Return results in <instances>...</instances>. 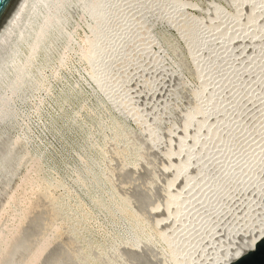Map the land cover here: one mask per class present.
I'll list each match as a JSON object with an SVG mask.
<instances>
[{
	"label": "bare ground",
	"instance_id": "6f19581e",
	"mask_svg": "<svg viewBox=\"0 0 264 264\" xmlns=\"http://www.w3.org/2000/svg\"><path fill=\"white\" fill-rule=\"evenodd\" d=\"M129 1H128V4H131L129 3ZM144 1L146 2V0ZM154 1L155 0H153V2ZM163 1L164 0L155 1V3L158 4V8L162 10L163 12V15H164L163 21L167 22L170 25L172 24L174 25L172 27L175 30V35H177L181 39L184 46L187 47L186 49H188L189 46L191 47V45L193 47V44L194 46H196L197 44L200 45L195 54L191 55L189 53L188 55H190L189 56L191 59L190 62L193 65V67H195L196 70L198 69L197 71H199L200 69L202 70L197 72L198 79L195 85L186 83V81H184L182 78L178 76L179 74L176 77L177 82L181 83L184 86V88L186 89V94H189L190 97H192V100L190 103L191 105L190 109L187 111L185 110V113L182 112L183 115L180 116V121L183 125L180 123L182 126L179 129H177L175 132L173 130H172L173 132L170 130V133H172V134L169 133V135L171 136V139L176 140V143H174L175 146L173 145L174 147L172 148L171 147L172 145L170 146V142H169V145H168V142L165 143V139L167 138V136H169L167 132L169 128H166L167 133H164L163 134L164 137H161L163 138L162 140H164L163 141L164 144H162L164 145V147L161 148L162 146L160 145L159 149L161 150L163 149V150L162 151L158 150V152L161 151L164 154V156L167 158L169 153H172L173 150L175 151L177 150L180 152L181 157H179L176 152L174 156L177 155L179 158L176 159L177 161L174 160L175 162H172L170 160V166L169 165L167 166V168L170 170L169 172L172 174V177H168L166 179L168 180L170 178L167 183L163 182V183H166L165 187L162 188L163 189L162 191L166 199L165 201L163 199V201L165 202L164 204L165 210L163 211V208H162V211H163L162 214H164L163 215L164 219L162 218L163 222L161 223L159 222L161 220L158 221L160 225L155 224L157 222L153 223V221L151 220L148 221V217L144 218L143 215H140V214L138 215L136 213V210L134 207V205L136 204H134V201H132L133 198H130L131 194L130 195L126 194L128 195L127 197L121 193L122 192V190L120 189L121 186H119L118 180L115 177V171L113 170V164H112L113 160L110 159L112 162L110 160L108 162L109 169H105V170L100 169L99 161H98L99 158H97V153L95 149H93V147L90 146V139L92 138V136H94L95 134L94 131L98 130L101 133L100 139L102 140V142H104L105 144H108L109 142H111L110 144H111V150L113 151V154H115L116 158L117 156L118 157L120 156L121 158L122 162H121L120 171H119L120 175L125 174L126 172H129V170L132 172H136L138 170L139 164L142 161H144L143 151L141 152V155H137L136 157H134V160H132L133 162H128L125 160L128 157H130V154L133 153L135 150H137L139 147L138 144L140 142L138 140L141 136V133L143 132L142 121L139 116L140 114L136 111V109L133 106L127 108L129 105H132V104H129L128 100H127L128 103L124 100L126 97L125 94H121L119 91L122 84L120 88H118V85H120V83H118V85L116 84V81H115L116 79L113 77V75L110 74L112 73L110 70H112L111 66L112 64H114L115 58L119 61V63L121 61V63L128 64L131 61L136 60L139 56L145 54L146 46L148 44H151L152 42H155V41L157 42V40L154 41V37L148 33L146 26H144L142 23V20L137 23L138 25L136 26L138 27L135 33H130L133 31V29H131V23L128 22L127 20L128 18L126 19L127 17L126 15H129L128 10H126L127 0H21L18 6V9L13 11V13L11 14L9 19L3 26L2 30L0 31V126L1 124L10 123V128L8 129L0 128V130L1 129L3 130V131H0V186L2 188V186L7 187L12 184L16 176L18 177V173H19L21 166L23 164L24 165L22 167L26 165L25 164L27 162L26 158H29L28 159L29 162L31 160L34 162L44 160L43 161L44 166H45L44 168L49 169L50 171H53V172L62 171L65 173L69 171L70 167H72L76 175L77 182H79L82 187L88 188V191L90 193V194L88 193V197L84 196L80 200H78L79 204L81 205V206L79 205L80 208L85 205L84 201L89 200L93 209H95L98 212L107 213L108 217L110 218L109 219V221L111 222L110 227L113 228L112 232L114 231L113 240L111 241V244H109L108 242L109 244L108 248L110 249L106 250L103 253V257L98 259L99 262H106L107 264H116L115 259L120 258V255L122 258V255L127 252L136 253V255L139 257V255L142 254L141 253L142 251H140V248L142 249L144 246L146 247L147 245H151L153 249L155 250V253L157 252L156 254L159 256L157 257V259L159 258L160 262L162 260L165 264L166 263L167 264H187V261L189 259L187 255V253L189 254V252L187 251L190 250L188 249L189 242L191 239L193 240L194 236H196L192 234L198 231L197 229L198 227L195 229L194 228L195 226L193 227V224L194 222H196L195 225H197L198 223L197 221H199L197 220L200 217L199 215L200 212L198 211L200 210V207H203L200 205L206 206L209 204V202H210V205L212 203H214L212 205H215V204L218 205L224 202L222 197L218 198L216 194H215L216 197H214V194H211L214 197L213 198L210 195V192H211L210 189L212 190L213 186L216 187L219 184L218 182H220L219 181L220 177L222 175H225L227 179H230L232 181L233 180L240 181L241 179L240 176L243 175V177L241 176L242 178L245 177L249 179L248 185L246 184L248 188L251 187V189L256 188L258 190L259 188H261V183L260 185L258 184L259 182H261V180L258 181L259 179L258 180L256 179L257 173H258V172L256 173L257 171L255 170L256 168L254 167L252 168V164H251V168H247L246 162L249 161L248 162V165H249V163H251L253 160L259 159L260 154H261L260 157L264 156V147L262 146L263 143L261 144L263 148H259L258 147L259 143H258L257 147L259 149L254 148L256 147L254 146L253 147L254 149L251 148V151L248 150L249 152H246V151L243 152L242 150V154L237 153L239 151V148L237 149L236 147L235 148L238 151L235 149L233 153H231L232 151L230 152V150H232L233 147L230 149L229 144L226 145V142L234 139L236 136L238 137L240 135V132L242 133L244 131L246 132V130L250 128L248 127L249 123L246 124V118H243L240 121H238V123L233 125L232 128H230V130H223L221 133H218L217 129L220 126L216 127L215 124L218 123V125H220L219 123L220 121L217 120L211 113H213L214 111L216 112L217 110L220 111L224 107L223 106L224 101H222L220 97H218L219 99L217 98V96L216 98L214 97L215 92L217 90L216 88L217 84L213 83L214 80L212 81L213 79L212 76L214 75V71L213 69H211L212 67H208L207 65V67L205 68L203 67L204 63L202 65L199 63H201L203 60L202 56L207 57L210 55L209 53L210 50L208 49H213L211 44L217 43L218 47L216 46L217 49H215L217 50V52H215V54L210 56V58L213 59L214 62L216 61L214 63L215 65L223 61L222 70L218 69V71H215V73L218 72L219 76L222 74V72L225 74L227 73V77L225 76L226 81L222 83L223 86L226 83L225 84L226 87H224V90L226 92H224V95L226 93L227 95L233 94L234 96L235 94L236 96V94L240 93V91H238L240 87L242 88L240 96L243 94L242 97L244 98V95H245L244 99H246L247 97L246 93H249L252 89H249V85L247 83H246L247 85H245V83L243 84L242 82L240 83V81L238 82L237 80H235L236 78L235 75H236V72L238 71L237 68H235V64L237 63L236 61L238 60V58L236 57V54H235L236 51L234 49L236 47V44L238 42H241L242 37H244L242 36L238 38V36L240 35L245 34L247 37H251V36L254 37L256 33L257 37H259L260 39L261 38L264 39V24L261 21L263 24L262 25L259 20L260 19L259 13L261 12L263 8L260 6L263 4L264 0H226V4L222 3L221 5L216 4L212 0L210 2H213L215 4L213 5V3H211L212 7L210 5L211 8H210L208 15H206V13L204 15L197 14V13L189 14V12H187L189 7H186L184 5V3L182 2L183 0L182 1L175 0L176 2H173L170 5V7L164 6V4L166 5V3H164ZM137 2L135 0L134 3L136 4ZM146 4L148 3L146 2ZM223 6H227L226 8H228L230 11L228 10L224 11ZM259 7L261 8V10L259 9ZM242 8L247 9V10L244 9L246 10L245 12L246 14H244L245 16L243 15L240 18H235L231 16L232 11L235 12V10H240ZM128 9L130 10V7ZM224 12H226L227 14L228 12H231L229 13L231 14L230 15L231 17L230 16L229 18L224 17L225 20L222 21L221 19L220 20L221 22L218 21L219 18L218 19L216 18L220 17L221 15H224ZM130 14L132 15L133 13H130ZM121 18L123 21H121ZM174 18H177V19H174ZM136 19L137 18H135V20ZM74 21L77 22V25H80L79 23L81 22L83 26H85L84 30L85 32H87V35L85 34L86 37L82 39V41L79 39L78 34H76V26L74 28L72 25H69V24H72V22ZM133 23L134 22L132 21V24ZM246 26L250 27V29H247ZM134 27H135V24H134ZM235 27H237V29L239 28V31L240 29L241 31L243 30L244 34L239 35L238 32L234 33L231 28H235ZM206 28H212V29L218 28V29H216L217 31L211 37V36H206L207 33L204 34L206 31L205 30ZM121 29L125 31H122ZM119 30L122 32L130 33V34L128 33L129 36L122 35L123 38L125 37V40L121 39L123 41L121 42L119 41L123 45V47L121 48L123 49V52H120L121 49L120 47H118V44L120 43H118V40H116L117 34L119 35L121 33ZM135 34H136V37H134ZM138 36H139V40L134 39V38H138ZM59 37L63 40V43L66 46L63 48L64 51L67 50L68 47H71V49L74 51V55H77L78 57H80V59L81 58L84 59V62H85L84 67H86L84 69L85 74H87L88 77L91 78L92 80L91 84L94 90L93 94L91 92L92 94V102H90L91 104L86 103L90 100L88 93L77 84L61 86L62 90L61 88H58L60 89L58 90L60 91L58 92L59 94L58 99H57L58 94L55 96L51 93L53 96L56 97V102H55L56 104L54 103L55 106L53 107V109L55 108L54 109L55 113L52 112L51 114L50 111L52 109L49 111V119H48L47 124H46L47 119L44 116L43 117L45 119V124H46L45 127L52 131L54 137L61 141L62 140L67 141L65 148L62 149L61 155L56 154V153L55 154L48 153L45 151L46 147L43 148L41 147V145L40 146L33 145V143H31L30 138L26 134V132L24 131L25 132L24 133L21 131L22 127L21 129H19L21 122H22L21 120L25 119V117H30L29 112L25 110L22 107V105L21 107L20 106L18 107L17 105H15V103L17 102L16 101L17 98L20 96L22 90H24L25 88H29L30 92L32 93L46 91V94L48 95L47 92L48 91L50 92L51 90L50 89L51 82H49V79H50L49 75L51 74L54 78L55 76L57 78L58 73L61 71V69L63 70L64 67H67L66 63L68 61V56H67L68 54L66 55L64 51L61 52L60 54H58L57 52L52 53L51 56L47 59L39 58L40 49L42 45L44 44V42L46 41V39L48 38L57 39ZM158 43H160L161 46L160 44L159 46L165 50L164 44H162L160 41ZM230 45L234 46V49H233L234 52L229 53L228 55H226V57L223 56L221 54L223 49L222 51H220L221 50L220 48L225 49L226 46H228L227 48H229ZM127 46H131L130 50L132 47H134V49H132V51L127 50L128 48ZM117 47L120 49L118 52L119 54L117 53V50H118ZM259 49L257 48V52H258L257 57L258 55L259 57L254 58L253 60L254 63L253 64L251 63L252 65L250 66L257 72L258 70L261 69V67L264 68V48L260 50ZM113 51L118 54V58L116 56L117 54L113 53ZM164 52L165 51H163L162 53ZM199 53L200 55L198 56ZM235 57L237 58V60L235 59ZM239 60H241V62H239L241 64H239L238 66L241 65L243 67V65H247L246 62L248 59L244 62H242V59H239ZM253 61L251 60L250 62H253ZM215 65H212V66H215ZM258 65H260V69L257 67ZM36 66H41L45 70L41 68L40 71H38L36 74L33 75L32 70ZM119 66H121V64ZM220 67L221 66H219V68ZM47 68L50 69L49 71L50 74L48 76H47V71H46ZM59 74H60V77L63 78V75L61 76V72ZM256 74L257 73L252 74V76H256ZM263 74H262V79H264ZM114 76L116 77L115 73H114ZM65 78H63V80H66ZM252 80H253V77H252ZM252 86H253V83L250 86V88ZM244 90H246L245 94L243 92ZM255 91L257 90L255 89ZM235 92H238V93H235ZM251 92L248 95H251ZM49 97H50V93H49ZM228 98L229 96L227 97V99ZM178 100L180 101V98H178ZM223 100L226 101V98ZM209 102H210V106L211 105L213 106H211L212 108L207 111L206 105ZM179 103H181V105L183 104L182 102H179ZM226 104H227V101H226ZM89 105L91 106L89 107ZM121 106L126 108V110L129 109L127 113H129L130 118L125 117L124 121L119 122L115 120L114 118L115 115L113 114V111H115L116 108H119ZM205 108H206V111H204ZM85 109H87L86 111H88L87 114L85 113L86 117L80 118L79 116L80 113L82 112V110H85ZM104 109H108L109 112H111L110 116H108L107 119L101 116L102 110ZM258 109H260V107ZM176 110L177 109H172L167 114V116L169 117V118L166 117L167 121L169 122L171 121L172 119L171 116L174 114ZM202 110L204 112H207V114L204 113L203 114L204 116L201 115V117L199 118L196 114L198 113V111L201 112ZM263 110H264V103H262L260 111L264 113ZM260 111H258V114ZM209 114H211L212 117ZM42 115L40 116L42 117ZM195 115L198 117V120H199V121L196 120L198 121L197 123L195 122L196 126L194 127L193 125L192 127H190V129H186V125L191 123V120L194 119ZM233 116L231 118H233ZM197 117L195 118L197 119ZM131 122L135 123V127L131 126ZM206 123H208V125ZM254 123L252 122V124L250 123V125H253ZM204 125L208 126V129H207L208 131L204 133L205 136L202 131L206 129V128L203 129ZM257 125H258V129L257 128L255 129H257L256 132L258 133V135H256L257 134L256 132H252L253 129L251 132L255 133V137L258 138L260 142L261 141L264 142L263 139L262 140L260 139L261 137L264 138V124L261 126H259V124ZM105 128H109L113 132L114 135L112 139L114 138V140L112 139L109 140V138H107V136L104 134ZM197 133L199 134L202 133L204 137H201L202 135L198 137L199 134L197 135ZM248 133L250 134V132ZM195 135L197 136L195 140L191 139V137L193 136L192 138H194ZM244 135H246V133H244ZM185 136H189L191 140L190 139L186 140ZM212 137H215V139H218V142H221V143L215 147V145L211 142ZM245 138L247 137L245 136ZM25 139L27 140L28 143L26 142ZM171 139L169 140L171 141ZM238 139H240L239 141H241L240 137H238ZM145 140L151 144L153 142V139H150L149 137H148V140L146 138ZM209 141L211 144H209ZM254 142L256 143V141ZM241 143L243 144V141H241ZM122 147H124L125 149L121 150ZM214 147L217 148L218 151L215 152V155L212 156V158L211 156H209L210 163L215 164V166L217 164L216 166L218 167L217 170H219V168H222L223 170H221L220 172L218 171L219 172L218 176L212 174V176H207L208 178L205 180L204 178H206V175H205L206 170H204V168L202 167L203 165L201 163H197L199 160L201 162V159H199L198 157L200 156L199 155L200 152H205V150H211ZM196 151H199L198 152L199 154L198 153L196 154ZM243 153H247V154L244 155ZM27 155H30L31 159H30V156L26 157ZM115 157H111V158H115ZM120 158H117L116 160H119ZM24 159L26 160V162H24L25 161ZM167 159L169 160V158ZM225 159L230 160V161L232 159H236L237 161L236 162L234 161L233 166L231 164L232 167L229 166L230 168H228L226 166L227 168H223L221 167V165L224 163ZM256 161L255 162L253 161V162L256 163ZM191 162L193 163L191 164ZM29 171L31 172V167ZM203 180H205L207 183L206 182L203 183ZM32 182H34L32 181V179L29 180L25 178L23 179L22 183L20 182L21 186L17 188L18 189L20 187L22 188V186L24 187V185H26L27 187L29 186L33 187L34 185H32ZM153 184L157 185V184H160V182L155 180L153 183H151V185ZM58 185L60 186L62 184L59 183ZM203 185H206L209 188V190L208 189L205 190L206 187L204 188ZM39 186H41L40 188H42V185L39 184ZM27 187H24V189ZM40 188L38 190H42ZM35 190H37V188H35ZM37 194L38 193H36V195ZM43 195L44 193H42V195L40 196L44 197ZM0 197H1V193H0ZM209 197L210 199L211 198L212 199L210 200ZM11 198H15V197L12 196ZM40 199L42 198L40 197ZM35 201H33V203H35V205L37 206L40 200L37 198V200ZM154 202H155L154 204H156L157 201L154 200ZM69 203L68 205L62 206V208L59 209L61 210L59 213H62V218L58 215L59 213H57V215L61 219H63L62 221H64V219H66L64 218V216H67V218H69L68 217L69 214L76 212L75 213L76 217L73 220H71L70 226H68V224L66 225L67 222H65L66 227L64 226L65 228H67L68 226L66 234L69 230L70 233H68V235L70 234L71 239H72V238H75V235L78 234L76 228H78L79 225H82L85 222V219L87 218L86 214L88 213L85 214L86 212L85 207L83 208L85 211L84 210L77 211L78 206H77V209L75 208V210H71L74 207L70 209L68 207L70 205ZM30 204H28L29 207H30ZM60 204H63V203H60ZM33 205L30 209L27 207L28 209L26 208L25 210H21V212L22 211L23 212L25 211V212L24 213L22 212L23 214L21 213L22 215L20 216L18 215L20 212L18 213L17 210L13 211L11 208L9 209V210H12L11 215H12V219L15 221V224L12 226L14 229H8V230L10 231V233L13 230L15 231H13L14 232L13 235H11L9 232H8V235L7 233L5 235V232L2 233V231H0V261L2 263L5 262L6 264L7 262V264H9V259L10 260L13 258L17 259L15 257L18 255V252L14 251L11 253V251L13 250L14 243H16L15 240H18L19 237L21 238L24 228L25 226H27L26 224L30 223L31 221V220L29 221V216L30 218L32 217L30 210L33 208ZM72 205L74 206V204ZM213 207L214 206H212V208ZM88 209H91V208L88 207ZM15 211H17L18 214L15 213ZM91 212L92 211H90L89 214ZM259 212L260 214L257 212L258 217L256 216L255 220L253 218L254 221L249 226V228L241 231L239 234L236 232L237 237L232 240L231 242L232 244L227 245V241L225 240L226 242L223 243L224 245L222 247V250H221V246L219 245L220 248L218 252H216L215 250H212L209 253H207L209 255L205 253V255H202L200 257V258L207 257L206 259H202L201 261L199 260L200 259L199 258L197 259L198 261H195V263H192L191 261H190L191 263L189 261L188 262L190 264H229L233 260L239 258L243 253L249 250H252L255 243L259 240L260 236H264V209H261V211ZM4 217L0 216V220L1 218H4ZM142 217L147 221L145 222V220H143ZM65 221H67V219ZM109 221H108V224H109ZM0 222H1L0 224L2 225V220ZM9 225H11V223ZM186 232L189 233L188 236H185ZM9 234L11 236H9ZM197 234H201V233H197ZM54 243L56 242L54 241L48 242V243L44 242L43 245L39 246L33 252L29 261L26 264H41L43 261V258H45L48 255L47 253H50L49 250H51L50 248ZM93 250H94V247H93ZM77 252L78 251H74L72 254L70 253L68 255L69 257L67 258L77 257ZM157 255H154V256H157ZM157 259H155V261ZM118 261H121V260L118 259ZM118 261H117V264H119ZM156 262L155 263L153 262V263L156 264ZM10 264H16V261L14 260Z\"/></svg>",
	"mask_w": 264,
	"mask_h": 264
},
{
	"label": "rangeland",
	"instance_id": "374dc122",
	"mask_svg": "<svg viewBox=\"0 0 264 264\" xmlns=\"http://www.w3.org/2000/svg\"><path fill=\"white\" fill-rule=\"evenodd\" d=\"M128 1L129 0H127V3H126L127 4L126 10H128L129 15H126L127 16L126 19L128 18L127 19L128 22L131 23V29H133V31H134V32L132 31L130 33H135V31L138 27V26H136V25H138L137 23L142 20V23L144 26H146L148 33L150 35H152L154 37V41L157 40V42L155 41V42H152L151 44H148L146 46V49H145L146 50L145 54H143V55L140 54L141 56H139L136 59L137 61L133 60L134 62L131 61L130 63L125 64V63H121V61L119 63V61L115 58L114 59L115 65L112 64L111 67H112V70L114 71L116 77L114 76V73L112 70H110V71L113 74L112 73H110V74L113 75V77L116 79L115 80L113 78L116 81L117 85H118V83H120V85H118V88H120V86L122 84L119 91L121 94H125L126 97L124 96L125 97L124 100L126 102L128 100L129 104H132V105H129L127 108L133 106L136 109V111L140 114L139 116H140L141 121H142L143 132L141 133V136L138 140L140 142L138 144L139 147L137 150H135L133 153L130 154V157H128L125 160L128 162H133L132 160H134V157H136L137 155H141V152L143 151L144 161H142L139 164L138 170L136 172H132L129 170V172H126L125 174L120 175L119 171H120V165L122 162L121 158H120V156L119 157L117 156V158H120V159L116 160L117 158L115 157V154H113V151L111 150V144H110L111 142H109L108 144H105L104 142H102V140L100 139L101 133L98 130L94 131L95 134L90 139V146H92L93 149H95V151L97 153V158H99L98 161H99L100 169H103V170L109 169L108 162L110 159L113 160V162L111 160L110 161L113 164V170L115 171V177L118 180L119 186H121V188H120L122 190L121 193L127 197H128V195H126V194H129V195L131 194L130 198H133L132 201H134V204H136V205H134L136 213L138 215L139 214L143 215L144 218L148 217V221L151 220V221H153V223L157 222L155 224L160 225V223L163 222V219H164L163 218L164 214H162V212L165 210L164 209V204H165L164 201L166 199L164 196V193L162 191L163 190L162 188L165 187V184L168 182V180L170 178L168 180H166V179L168 177H172V174L169 172L170 170L167 168V166L168 165L170 166V160L172 162H175V161H177L176 159L181 157L180 156L181 154L179 151L173 150L172 153L168 154V156H167V158H169V160H168L164 156V154L161 152L163 149L162 150L159 149L160 145L162 146L161 148L164 147V145H162V144H164V142H163L164 140H162L163 138H161V137H164L163 134L167 133V132L169 135L170 130L171 131L173 130L175 132L177 129H179L183 125L180 121V116L183 115L182 112L185 113V110L187 111L191 107L190 103H191L192 97H190L189 94H186V89L184 88V86L181 83L177 82L176 77L179 74L178 76L180 78H182L184 81H186V83H189L191 85L196 84L197 79H198L197 78L198 77L197 72H199L202 69L197 71L198 69L196 70V68L193 67V65L190 62V60H191L189 57L190 55H188V54L189 53L191 55L195 54L200 45L197 44L198 45V46L196 45L197 47L194 46V44H193V47H192V45H191V47L188 45L189 47H188V49H186L187 47L184 46L181 39L177 35H175V30L172 27L174 25L173 24L170 25L167 22L163 21L164 15H163L162 10H160L158 8V4L155 3L156 0L154 2H153V0L152 1L146 0V2L148 4H146V2L144 0H142V1L136 0V2L139 1L136 3L137 5L134 3L135 0L129 1V3H131V4H128ZM210 1H212V0H183L182 2L184 3V5L186 7H189L187 10V12H189V14L197 13V14H203L204 15L206 13V15H208L210 8L212 7L211 3H213ZM213 1L216 4H220V5L222 3L226 4V0H213ZM163 2L166 3V5L164 4V6L170 7V5L176 1L175 0H164ZM209 2H210V4H209ZM153 3H154V5H153ZM215 3H213V5ZM263 4H264V1H263ZM263 4L260 6V7H263L262 10L259 7V9L261 10V12L259 13V15H260L259 20H260V22L262 21L264 24V19H263L264 18V5ZM155 5H156V7H155ZM210 5H211V7H210ZM129 7H130V10L128 9ZM220 7H222V6H220ZM226 7L227 6H223L224 11H227V10L230 11ZM244 9H246V8H242L240 10H235V12L232 11V13L228 12V14L226 12H224V15H221L220 17H217L216 19L219 18L218 21H220L221 19L223 21V20H225L226 17L229 18V16L231 14H232L231 15L232 17L240 18L244 14H246L245 12L247 9L246 10H244ZM130 13H133V14L131 15ZM229 13H231V14H229ZM179 14H180V12H179ZM226 14H227V16H226ZM236 15H237V17H236ZM177 16H179V15H177ZM257 16H258V14H257ZM122 18H121V21H123ZM132 18H133V20H132ZM135 18H137V19L135 20ZM177 18H174V19H177ZM132 21L134 22L133 24H132ZM75 22L76 21L72 22V24H69V25H72L74 28L76 26V34H78L79 39L82 41V39H84L87 35V32H85V30H84L85 26H83V24L81 22L79 23L80 25H77V22L75 24ZM262 22H261V24H262ZM134 24H135V27H134ZM247 26H249V25H247ZM216 29H218V28H216ZM216 29L215 28H213V29L212 28H206L205 29L206 31L204 34L207 33L206 36L212 37L214 35V33L217 31ZM231 29L234 33L238 32L239 35L244 34V31L242 30L243 31V33H242V31L240 29V31H241L240 32L239 28L237 29V27L231 28ZM247 29H250V27H247ZM121 30L125 31L123 29H121ZM122 31H120L121 33L119 32L121 35L117 34V36H116L117 37L116 40H118V43L123 41L121 39L125 40V37L123 38V36H126V35L129 36V34H130L129 32H122ZM256 35L257 34L255 33L254 37L251 36L252 38L247 37L245 34L238 36V38L244 36L241 39V42L243 41L242 42L243 44L241 42H238L236 44L235 49H234L233 45H230V47L227 48L229 46V44H228V46H226L225 49L220 48L221 49L220 51H222V49H223L224 52L222 51L221 54L225 57H226V55L234 52V50H235L236 51L235 54H236V57L238 58V60L242 59V62H244L248 59L246 62L247 65H243V67H242L241 65L238 66L239 64H241V63H239V62H241V60L238 61L237 58L235 57V59L237 60L236 61L237 63L235 64V68H237V70H238L237 71L238 73L236 72V75H235L236 76L235 80H237L238 82L240 81V83L242 82L243 84L245 83V85L248 84L249 89H252L251 90L252 92L250 91L251 95H248V94H250V92L246 93V90L243 91L244 94L245 93L247 94V97L249 99L247 97H246V99H244L245 95L243 98L242 97L243 94L240 96L241 90H242V88H240V87L238 89V91H240V93L235 92V93H238V94H236L237 98H236L235 94H234V96H233V94L227 95L226 93L224 95V92H226L224 90V87H226L225 86L226 83L224 84V86L222 83H224V81H226L225 76L227 77V73L225 74L222 72L223 75L225 74L224 76L221 74L222 77H221V75L219 76L218 72L215 73V71H218V69L222 70L223 61L219 62L218 64L215 65L214 63L216 61L214 62V60L210 58V56H212L213 54H215V52H217V50H215L218 47L217 43L211 44L213 49H208V50H210L209 56L204 57L201 55L203 60L201 59L202 62L200 61L201 63H199L201 65L204 63L203 67H205V68L207 67V65H208V67H212L211 69H213V71H214V75L212 76V78H213L212 81L214 80L215 82L213 81V83L217 84V87L215 86L217 88V90L215 92L214 97L215 98H216V96H217V98L220 97L222 99V101H224L223 102L224 107L220 111L217 110L216 112L214 111L213 113H211L217 120L220 121V122L218 121L220 123V125H218V123L215 124L216 127L220 126L217 129L218 133H221L223 130H230V128H232L233 125L238 123V121H240L243 118H246V124L249 123L248 124L249 126L248 125L247 126L250 128H248V129L246 128L247 129L246 132L245 131L243 133L240 132V135L238 136L241 138V141H243V144L241 143V141H239L240 139H238L237 136L234 139H232L234 141L229 139L230 141L226 142V145L229 144L230 149L232 147L234 148V149L232 148V150H230V152L232 151L231 153H233V151L236 148L237 149L239 148V151L241 150L239 152L236 149L238 151V152L237 151L236 152L242 154V150H243V152H245V151L249 152V151H251V148L257 149L258 147L259 148L264 147V142H262V141L260 142V140L255 137V133H252V132L257 131V129H258L257 124H259V126L264 124V113H262V111H260L262 103H264V95H263L264 94V92H263L264 91V79H262V74L264 73V68L261 67V69H260V65H258L257 67L260 70H258V72H257L252 67H250L254 63V61H253L254 58L257 57V53H258L257 48L258 49L264 48V39L263 38L260 39ZM134 37H136V34L134 35ZM134 39L139 40V36H138V38H134ZM159 41L162 44H164L165 50L162 49V47H160L161 44L158 43ZM259 42H260V44H259ZM255 43H256V45H255ZM120 44L122 45V43H120ZM120 44H118V47H120V49H121L123 47V45L121 46ZM159 44H160V46H159ZM64 47H66V46L64 45L63 40L60 37L57 39L56 38H48V39H46V41L44 42V44L42 45V47L40 49L39 58L40 59H42V58L47 59L51 56L52 53H55V52L60 54L61 52L64 51L63 50ZM127 47H128L127 50H130L131 46H127ZM70 49H71V47H68L67 48L68 51L67 50H65L66 52L64 51V53L66 55L68 54L67 55L68 61L66 63L67 67H64L65 69L63 68V70L61 69V71H60L61 76L63 75V78L67 77L68 79L65 78L66 80H63V78L60 77V74H59L60 72L58 73L59 77L57 76L58 79L56 78V76L54 78L49 73L50 69L47 68L46 69L47 76L50 74L49 75V77H50L49 82H51L50 89L51 90L54 89V90H52V91L50 90V92L48 91L47 92L48 95H47L46 91L32 93V92H30L29 88H25L24 90H22L20 96L16 100L17 102L15 103V105H17L18 107L19 106L21 107V105H22V107L29 112L30 117H25V119L21 120L22 122H21L19 129H21V127H22L21 131L26 132V134L30 138L31 143H33V145H39V146L41 145V147H43V148L46 147L45 151L48 153H54V154L56 153V154H60V155H61L62 149L65 148L67 141L66 140H62V141L58 140L57 138L54 137L52 131L45 127L47 122H48V119H49V111L52 109L50 111L51 114H52V112L55 113V111H54L55 108L53 109V107L56 104L55 103L56 102L55 96L58 94V92H60V91H58V90H60L58 88H61V86H64V85L65 86L66 85H76V84L79 85L89 95L90 100L86 103L92 102V94L94 91L92 84H91L92 83L91 78L88 77L87 74H85L84 69L86 67H84L85 66L84 59L83 58L80 59V57H78L77 55H74V51L72 49L71 50ZM120 49L118 48L117 53L119 52ZM132 49H134V47H132L130 51H132ZM231 49L232 50L234 49V50L232 51ZM161 50H163L165 52L162 53L163 51H161ZM120 52H123V49H121ZM113 53H116V52L113 51ZM224 53H225V55H224ZM118 54L116 55L117 58H118ZM199 55H200V53L198 54V56ZM114 56H115V54H114ZM258 57H259V55H258ZM251 60L253 62H250ZM220 63H221V65H220ZM120 64H121V66H119ZM212 65H215V66H212ZM219 66H221V67L219 68ZM115 67H117V68H115ZM41 68H42L41 66L34 67L32 70V74L33 75L36 74L38 71L41 70ZM43 70H45V69H43ZM251 71H253L254 73ZM255 73H257L256 76H252V74H255ZM260 73H262V74H260ZM64 75H65V77H64ZM80 75H81V77H80ZM251 76L253 77V80L255 79L254 80L255 82L252 80ZM263 76H264V74H263ZM184 77H186L187 79ZM254 77H256V78H254ZM55 79H57V80H55ZM210 83H212V82H210ZM252 83H253V86L250 88ZM55 85L57 86V88ZM254 88L258 92L255 91ZM55 90H56V92H55ZM61 90H62V88H61ZM91 92H92V94H91ZM49 93H50V97H49ZM51 93L55 96H53ZM259 93H260V95H259ZM231 95H232V97H231ZM228 96H229V98L227 99ZM58 97H59V94L57 95V99H58ZM241 97H242V99H241ZM258 97H259V99H258ZM178 98H180V101L178 100ZM225 98H226L227 104H226V101L223 100ZM177 100L179 102H182L183 104L181 105V103H179ZM241 105H242V107H241ZM90 106L91 105H89V107ZM206 106H207L206 108L208 111L212 108L211 106H213V105L210 106V102H209V103H207ZM220 107H222V106H220ZM259 107H260V109H258ZM206 108L204 111H206ZM237 108H238V110H237ZM172 109H177V110L171 116L172 119L169 122V121H167L166 117L169 118L167 116V114ZM86 110L87 109L82 110V112L79 115L80 118L86 117V114L88 112ZM128 110H126V108H124L122 106L119 108H116V110L113 111V114L115 115L114 116L115 120L122 122L125 120V117L130 118L129 113H127ZM253 110H254V112H253ZM199 111L196 114L199 118L201 117V115L204 116L203 115L204 113L207 114V112H204L203 110L201 112H199ZM233 111H234V113H233ZM258 111H260L261 113L259 112V114H258ZM40 112H42V113H40ZM46 112H47V114H46ZM231 112H232V114H231ZM255 112H257V113H255ZM263 112H264V110H263ZM36 114H37V116H36ZM110 114H111V112H109L108 109H104V110H102L101 116L103 118L107 119V117L110 116ZM190 114H192V113H190ZM211 114H209V115H211ZM40 115H42V117ZM196 115L194 116V119L191 120V123L186 125V129H190V127H192L193 125H194V127L196 126L195 122L197 123L199 121L198 117ZM212 115H211V117H212ZM43 116L47 119L46 124H45V119ZM232 116H233V118H231ZM252 116H254V117H252ZM195 117H197V119ZM208 117H210V116H208ZM208 117H206V118H208ZM240 117H242V118H240ZM226 118H227V120H229V119L230 120L227 121ZM165 119H166V121H165ZM216 119H214V120H216ZM220 119H222V120H220ZM196 120H198V121H196ZM252 122L253 123L255 122L256 124L254 123L253 125H250V123L252 124ZM133 123L134 122H131V126L135 127V123L134 124ZM206 124L208 125V123H206ZM207 125L203 126V129L206 128L205 130H202L203 134L206 133V131H208ZM254 125L255 126L257 125V126L255 127ZM205 126H207V127H205ZM227 127H229V128H227ZM0 128L8 129V128H10V123L1 124ZM166 128H169L168 131ZM255 128H257V129H255ZM252 129H253V131H252ZM0 131H3V130L1 129ZM248 132H250V134ZM241 133H242V135H241ZM244 133H246V135H244ZM30 134H32V135H30ZM104 134L107 136V138H109V140L112 139V137L114 135L113 132L109 128H105ZM170 134H172V133H170ZM198 134L199 133H197V135ZM203 134L200 133L198 135V137L201 135H202L201 137H204L205 134H204V136H203ZM256 135H258V133ZM245 136L247 138H245ZM144 137L147 140H148V137L150 139H153L152 144L147 142ZM186 137H188V138H186ZM192 137H191V139L195 140V138L197 136L195 135L194 138H192ZM169 139H171L170 135L167 136V138L165 139V143L168 142V145H169V142H170V146L172 145L171 147L173 148L175 146L174 143H176V140L171 139V141H170ZM185 139L189 140L190 138H189V136H185ZM242 139H244V140L247 139V140L244 141ZM260 139L261 140L263 139V141H264V138L261 137ZM112 140H114V138ZM172 140H174V141H172ZM253 140L256 141V143ZM26 142H27V140H26ZM193 142H192V144H193ZM211 142L215 145V147L221 143V142H218V139H215V137H212ZM262 143H263V145H262L263 147L261 146ZM209 144H211L210 141H209ZM257 144H258V147H257ZM254 146H256V147H254ZM215 147L211 150H205V152H200V154L198 153L199 151H196V154L198 153L200 155L198 158L201 159V162H200V160L198 162L197 161L196 162L201 163L203 165V166L202 165L201 166L204 168V170H206L205 171L206 178H204L205 180L208 178L207 176H212V174L218 176V173L221 170H223L222 168H219V170H217L218 169V167H216L217 164L215 166V164L210 163L209 156H211V158H212V156L215 155V152L218 151V149ZM124 149L125 148L122 147L121 150H124ZM158 150H161V151L158 152ZM176 152H177V155L179 157L177 155L174 156ZM172 154H173V156H172ZM243 154L246 155L247 153H243ZM260 155H259L260 160L259 159H256L257 161L253 160L254 162L256 161L257 164L254 163L253 161L251 163H249V165H248L249 161L246 162L247 165L245 164L247 166V168H251V164H252V168L253 167L256 168L255 169V170H257L256 173L258 172L256 179L257 180L259 179L258 181L261 180V182L258 183L259 185L261 183V188H259V190L256 188L251 189V187L248 188L246 186V184L248 185L249 179L245 178V177L242 178L243 175H241L242 177L240 176V178H241L240 181H236V180L232 181L230 179H227V177L225 175H222L220 177V180H219L220 182H218L219 184L216 187L213 186L214 188L212 187V190L210 189V191H211L210 195L214 194V197H216V196L218 198L222 197L224 202L222 204H218V205H216V204L212 205V204H214L212 202H211L212 203L211 205H210V202L206 206L200 205V206H203V207H200V210L198 211V212H200L199 213L200 217L197 220H199L200 222L197 221L198 222L197 225H195L196 222H194V224H193V227L195 226L194 227L195 229L198 227L197 228L198 231L192 234V235H196L197 237L196 236L193 237L191 235L193 237V240L192 239L190 240L189 247H188V249H190V250L187 251V252H189V254L187 253L188 258H189L188 259L189 262L191 261L192 263H195V261H198L197 259H199L202 255H205V253L207 254L212 250H215L216 252H218L220 246H221V250H222V247L224 245L223 243L226 241H227V245L232 244L231 242L234 238L237 237V233L239 234L241 231L249 228V226L256 219V216L258 217V213L260 214L259 211H261V209H264V206H263L264 205V166H263L264 165V156L260 157ZM28 156H30V155H27L26 157H28ZM111 157H115V158H111ZM171 158H173V159H171ZM26 159H27V162L24 159L25 160L24 162H26L25 163L26 165L24 167H22L24 164L21 166L19 173H18V177L16 176V178L12 182V184L7 186V187L2 186V188L0 186V190H1L0 191V193H1L0 216L1 217L5 216L4 218H1L3 226L0 224V231H2V233L5 232V235H6V233L8 235V232L10 233V231L8 229H14L12 226L15 224V221L12 219V215H11L12 210L13 211L17 210L18 213L20 212L18 214L17 211H15V213H17L20 216L25 212V211L24 212L22 211L23 212L22 213L21 210H25L27 207L30 209L32 207V205L34 204L33 208L30 210L32 217L30 218V216H29V221L30 220L31 221H30V223L26 224L27 226H25L23 234L21 235V238L19 237L20 239L18 238V240H15L16 243H14L13 250L11 251V253L14 251L18 252V255L15 257L17 259L13 258L16 261V264H26L29 261L33 252L39 246L43 245L44 242L48 243V242H52V241H54L56 243L53 244L54 247H53V245L51 246V248H50L51 250H49L50 253H47L48 255L45 258H43V261L41 264H107L106 262H99L98 259L103 257V253L106 250L110 249L108 247H109V244H111V241L113 240V235H114L113 232L114 231L112 232L113 228L110 227L111 226V222L109 221L110 218L108 217L107 213L98 212L95 209H93L89 200H88L89 202L87 200L84 201L85 205L80 208L81 205L79 204L78 200H80L84 196L88 197L89 191H88V188L82 187L81 184L79 182H77V178H76V175H75L72 167H70L69 171H67L65 173L62 171H54L53 172V171H50L49 169L44 168L45 167L44 163H43L44 160H41L38 162H34L31 160L29 162V160H28L29 158H26ZM30 159H31V156H30ZM98 161H97V163H98ZM234 161L236 162L237 160L232 159L230 161V160L225 159L224 163L222 162L223 164L221 165V167L230 168L234 165ZM240 162H241V160H240ZM192 163L193 162H191V164ZM231 164H232V166H231ZM30 167H31V172L29 171ZM232 173H234V172H232ZM25 178H27L29 180L32 179V181L35 182V184H34V182H32V185H34V186L33 187L32 186L27 187L26 185H24V187H27V188L24 189V187L22 186V188L20 187L18 189L17 187L21 186V183H22L23 179H25ZM155 180L160 182V184H162L163 182H166V183H163L162 185H160V184L151 185V183H153ZM205 180H203V183L206 182ZM262 181H263V183H262ZM38 182L40 185H42V188H40L41 186H39ZM59 183H61L63 186L62 185L59 186L58 185ZM35 185H37L39 187H37ZM152 186H153V188H152ZM203 186H204V188L206 187L205 190H207V189L209 190V188L206 185H203ZM28 188H29V190H28ZM35 188H37V190L39 188L42 190L37 191V190H35ZM31 189H33L35 191V193ZM40 191H41V193H40ZM133 191H134V193H133ZM139 191H141V192H139ZM136 192L139 194H137ZM36 193H38V194L36 195ZM42 193H44V195H43L44 197L40 196V195H42ZM215 194H216V196H215ZM133 195H134V197H133ZM12 196H14L15 198H11ZM38 196H40L43 200L40 199V197H38ZM36 197L40 200L39 204L37 206L35 205V203H33V201L37 200ZM211 197H213V196L211 195ZM163 199H164V201H163ZM209 199H210V197H209ZM154 200L157 201L156 204H154L155 203ZM10 201H11V203H10ZM60 203H63V204H60ZM68 203L70 204L68 206L70 209L74 207L71 210H75V208L77 209V206H78L77 211H80V210H84L83 208L85 207V210H86L85 214L88 213L86 215H87V218H89V219L86 218L85 222L83 221L84 223L82 222L83 224L79 225L78 228H76L78 234L75 235V238H72V239H71V235L70 234L68 235V233H70V231L68 230L67 234H66V231L68 229V226H70L71 220H73L76 217V214H75L76 212L69 214L70 215V216L68 215L69 218H67V216H64V218H66L67 221H65L66 219H64V221H62L63 220V219H61L62 213H59L61 211L59 209L62 208V206L68 205ZM28 204H30V207L28 206ZM72 204H74V206ZM86 205L91 209H88V207ZM212 206H214V207L212 208ZM262 206H263V208H262ZM10 208L12 210H9ZM162 208H163V211H162ZM34 209H35V211H34ZM55 209H56V211H55ZM7 211H8V213H7ZM90 211H92V212L89 214ZM4 212H6V213H4ZM3 213H4V215H3ZM57 213H59L58 215L61 218L57 215ZM145 213H147V214H145ZM144 214H145V216H144ZM150 216H151V218H150ZM144 218H143V220H145ZM253 218H254V220H253ZM159 220H161V221H159ZM108 221H109V224H108ZM146 221L147 220H145V222ZM65 222H67L66 225L68 224L67 228H65L66 227ZM10 223H11V225H9ZM107 228H108V230H107ZM6 230H8V231H6ZM13 231H15V230H13ZM13 231H11V233H10L11 235L14 234ZM197 233H201V234H197ZM10 234H9V236H11ZM188 234L189 233L186 232L185 236H188ZM76 237H77V239H76ZM195 237H196V239H195ZM108 242H109V244H108ZM55 244H56V246H55ZM93 247H94V250H93ZM142 247H143V245H142ZM185 247H187V246H185ZM212 247H213V249H212ZM74 251H78L77 257L67 258V257H69L68 255L70 253L72 254ZM140 251H142L141 252L142 254L141 255L138 254L139 257L136 255V253H130V252L123 254L122 258L120 255V258L115 259V263L117 264L118 259L121 260V261H118L119 264H121V263L122 264H131V263H133V264H149V263H151L152 264L153 262L155 263L156 261H157L156 264H163L164 263L162 260L160 262L159 258L157 259V257H159V256L156 254L157 252L155 253V250L153 249V247L151 245H147L146 247L144 246L142 249L140 248ZM154 255H157V256H154ZM207 255H209V254H207ZM140 256H142V257H140ZM206 258L203 257V258H200L199 260L202 261V259H206ZM13 259H11V260L9 259V264L14 261ZM155 259H157V260L155 261ZM188 261H187V264H190L191 262L189 263ZM0 264H5V262L2 263L0 261ZM6 264H7V262H6Z\"/></svg>",
	"mask_w": 264,
	"mask_h": 264
},
{
	"label": "water",
	"instance_id": "95a60500",
	"mask_svg": "<svg viewBox=\"0 0 264 264\" xmlns=\"http://www.w3.org/2000/svg\"><path fill=\"white\" fill-rule=\"evenodd\" d=\"M21 0H0V31ZM229 264H264V236H260L252 250L243 253Z\"/></svg>",
	"mask_w": 264,
	"mask_h": 264
}]
</instances>
